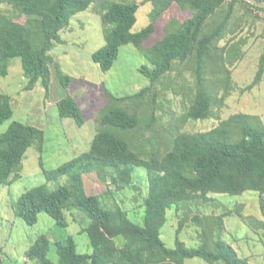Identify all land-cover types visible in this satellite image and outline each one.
<instances>
[{
  "label": "trees",
  "instance_id": "trees-1",
  "mask_svg": "<svg viewBox=\"0 0 264 264\" xmlns=\"http://www.w3.org/2000/svg\"><path fill=\"white\" fill-rule=\"evenodd\" d=\"M146 2L153 6L151 23L134 33L140 9L138 1L101 0L96 12L104 26L106 45L92 58L107 72L119 59L121 48L133 45L147 59L139 72L149 85L127 97L109 94L88 152L51 171L44 169L41 159L48 182L66 177L67 184L54 191L46 185L29 190L15 205V213L29 226L36 225L39 216L46 213L62 228L69 226L68 211L78 209L88 216L90 225L83 231L89 236L93 252L80 254L72 237L57 241L54 244L60 264H185L194 258L210 264H249L247 258H241L221 239L226 230L225 218L231 215L209 221L195 217L196 224L203 229L200 238L204 244L198 248H189L178 238L176 248L170 249L163 242L161 231L168 222L170 210L210 202L213 195L259 192L260 208L264 211L263 118L236 113L221 120V110L235 90L234 64L245 58L241 43L231 42L241 34V24L248 23L249 16L259 20L254 12H264V9L242 0ZM95 4L98 0H0V79L9 76L11 61L19 58L27 79L24 90L33 91L41 84L49 97L54 62L51 52L58 44L65 43L61 32L70 27L72 19ZM6 5L26 16V22L8 16L2 8ZM175 5L193 11V18L184 22L172 19L166 26L165 38L146 48L145 42L156 32L158 20ZM240 6L246 12L238 19ZM174 73L184 80L189 73L195 81L184 120L216 118L220 123L209 131L172 136L171 149L162 153L161 141L170 138V133L159 131L162 117L158 115L157 101L163 88L174 89L168 86ZM58 78L69 88L72 78L60 68ZM263 80L264 50L257 74L244 91L254 90ZM58 109L62 118H71L80 127L85 125L84 112L74 97L59 101ZM14 116L13 98L0 92V124ZM150 132L153 138L147 136ZM160 138L163 139L159 141ZM44 146V130L14 121L0 135V188L9 187L21 178L24 160L31 148L42 153ZM142 168L147 171L145 190L136 181ZM94 173L103 183L114 186L115 191L109 189L103 195H89L84 176ZM129 189L138 192L136 198L145 211L144 226L133 223L126 208L110 207L105 201L106 196ZM236 216L257 232V227L264 229L262 220L245 216L241 211ZM184 226L181 222L178 236ZM209 239L213 248L209 247ZM52 244L48 236H40L29 250L28 259L55 264L48 258ZM0 264H4L2 258Z\"/></svg>",
  "mask_w": 264,
  "mask_h": 264
},
{
  "label": "rangeland",
  "instance_id": "rangeland-1",
  "mask_svg": "<svg viewBox=\"0 0 264 264\" xmlns=\"http://www.w3.org/2000/svg\"><path fill=\"white\" fill-rule=\"evenodd\" d=\"M119 1V0H111ZM140 9L137 14V24L133 32L139 33L151 23L153 6L146 0H137ZM95 4L86 12L75 16L68 29L61 32L64 44H58L51 52L54 62L51 66L52 81L50 96L38 84L33 91H25L27 79L24 75L22 60L17 58L11 61L9 76L0 79V92L13 98L15 116L12 120L0 124V135L5 133L14 121L36 126L45 132V146L43 152L31 148L24 160L22 176L9 187L0 188V258L4 264H42L39 260H29L28 252L42 235L48 236L53 242L48 258L55 264H60L57 241H67L72 237L80 254H91L93 248L89 236L84 229L90 225L88 216L73 209L66 213L69 223L62 228L46 213L39 216V222L29 226L15 213V205L23 194L29 190L46 185L50 190H57L65 186L68 179L65 177L58 182H48L44 169L51 171L74 160L91 149L98 130L100 112L109 102V94L116 97H127L149 85V81L139 72V68L147 64V59L133 45L121 48L119 59L110 71L104 72L93 61V54L106 45L104 26ZM8 16L21 23L26 22V16H21L10 6H2ZM245 8L239 7L237 18L245 14ZM254 15L260 17L256 20L249 16L248 23H242L238 37L231 43H241L245 51V58L236 62L233 67V80L235 90L226 100L221 110V120L227 119L236 113L259 115L264 121V80L254 90L244 91L250 85L258 71L260 57L264 50V12L255 11ZM191 10H182L173 6L156 24V32L145 42L150 48L163 40L166 36V26L172 19L182 22L193 18ZM231 38V36L229 37ZM243 41V42H242ZM227 41L222 42L226 45ZM58 68L72 78L69 88H65L58 78ZM186 79L178 78V73L172 74L168 86L163 88L158 98V115L162 117L159 131L166 130L170 138H160L161 152L167 153L171 149L172 136L178 133H198L209 131L216 127L220 121L211 118L202 121L184 120L187 112L188 96L195 86V81L189 73ZM67 96L74 97L81 106L85 125L80 127L71 118H62L58 109V102ZM153 138L152 132L147 134ZM43 159L44 169L41 166ZM147 171L142 168L137 173V185L143 190L147 186ZM86 190L89 195H103L109 189L115 191L110 183H103L94 173L84 176ZM138 192L132 189L120 191L106 196L105 201L110 207L120 205L129 211L131 221L144 226L145 211L141 207ZM141 207V208H140ZM241 211L243 215L264 221V211L260 208V193L245 192L243 195H213L210 202L193 203L172 209L168 212V222L162 228L161 238L166 246L175 249L179 238L189 248H198L204 244L200 235L202 227L195 222V217L203 220L216 218L222 215H231L225 218L226 230L222 240L231 245L241 258H247L249 264H264V229L257 227L258 232L249 224L244 223L236 215ZM209 221V220H208ZM185 226L178 236L180 223ZM218 240V239H217ZM213 248L212 241H208ZM172 264V263H169ZM185 264H210L200 258L188 259ZM220 264V263H216Z\"/></svg>",
  "mask_w": 264,
  "mask_h": 264
},
{
  "label": "water",
  "instance_id": "water-1",
  "mask_svg": "<svg viewBox=\"0 0 264 264\" xmlns=\"http://www.w3.org/2000/svg\"><path fill=\"white\" fill-rule=\"evenodd\" d=\"M242 1H245L252 6L264 9V1H261V0H242Z\"/></svg>",
  "mask_w": 264,
  "mask_h": 264
}]
</instances>
